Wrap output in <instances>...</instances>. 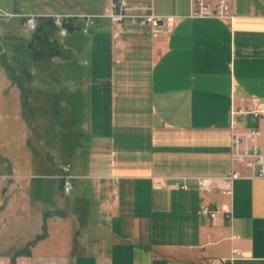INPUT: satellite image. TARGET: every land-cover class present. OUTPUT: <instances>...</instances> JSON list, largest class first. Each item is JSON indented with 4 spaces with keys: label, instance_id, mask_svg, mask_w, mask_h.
Returning <instances> with one entry per match:
<instances>
[{
    "label": "crops",
    "instance_id": "obj_1",
    "mask_svg": "<svg viewBox=\"0 0 264 264\" xmlns=\"http://www.w3.org/2000/svg\"><path fill=\"white\" fill-rule=\"evenodd\" d=\"M125 1L171 28L152 37L105 16L62 42L56 74L77 83L67 93L88 91L89 108L31 110L35 137L16 123L0 143V264H205L233 249L245 257L232 264H264V178L237 179L230 195L197 185L248 173L230 159V113L264 100V0H231V22L190 18L191 0ZM252 126L264 148V118L238 129Z\"/></svg>",
    "mask_w": 264,
    "mask_h": 264
},
{
    "label": "rangeland",
    "instance_id": "obj_2",
    "mask_svg": "<svg viewBox=\"0 0 264 264\" xmlns=\"http://www.w3.org/2000/svg\"><path fill=\"white\" fill-rule=\"evenodd\" d=\"M109 1L0 0V9L4 13L12 14L69 13L77 15L93 13L100 15L99 18H103L109 10ZM28 35L24 30L21 18L17 16L0 17V143L16 138L18 135L16 123L22 125L18 129L21 135H25L26 132L27 135L31 134L35 137L34 128L27 122L32 118L31 110H57V117H61L63 113L60 110L84 111L89 108L88 91L67 93L72 91V85H77V83L57 76L56 73L61 71V66L57 64L59 59H54L52 62L48 59L41 60V62L32 61L26 47ZM12 73L14 75H11ZM83 85L86 87V84ZM55 93H65L67 98L57 105L49 97ZM16 110L21 111L20 122H16L14 119ZM30 127L33 130H30ZM62 127L63 124L60 122L56 130ZM45 131L50 135L49 126ZM0 149L5 151L4 146H0ZM0 155L4 156L1 153ZM61 199L62 202L69 200V198H65V195H62Z\"/></svg>",
    "mask_w": 264,
    "mask_h": 264
},
{
    "label": "built area",
    "instance_id": "obj_3",
    "mask_svg": "<svg viewBox=\"0 0 264 264\" xmlns=\"http://www.w3.org/2000/svg\"><path fill=\"white\" fill-rule=\"evenodd\" d=\"M17 16L22 19L23 27L27 34L32 33L37 28L39 19H49L57 30V37L60 40L68 36V26L71 23L79 22V31L81 34H88L94 21L101 17L93 13L85 14H36V13H4L0 9V17ZM104 16L108 17L113 23H122L129 21L131 23H140L151 27V36L156 37L164 29L169 30L172 24V18L166 16H156L151 12L150 6H133L129 5L125 0H110L109 10ZM190 18H215L232 21L234 16L231 12V0H213L209 4L207 0H191V10L188 15ZM162 21L159 25L157 22ZM231 143H230V159L234 163H242L248 170L243 175L237 170H231L225 177L197 178V185L200 191L211 190L217 188L224 194L232 193V184L237 179H255L264 178V148L259 145L260 129L252 126L244 129H238L240 122L245 116H249L252 121L264 118V100L258 101L255 107L248 109L232 108L231 113ZM70 164H63L60 168L58 177L62 181V193L68 196L72 190L73 175L70 172ZM183 188H187L183 186ZM220 211L209 205L202 203L198 213L202 216L210 217L215 220ZM245 255L233 249L228 259H211L205 264H232L235 260L244 258Z\"/></svg>",
    "mask_w": 264,
    "mask_h": 264
},
{
    "label": "trees",
    "instance_id": "obj_4",
    "mask_svg": "<svg viewBox=\"0 0 264 264\" xmlns=\"http://www.w3.org/2000/svg\"><path fill=\"white\" fill-rule=\"evenodd\" d=\"M79 28V22L71 23L68 26V36L80 34ZM28 36L26 47L32 61L41 62V60L45 59L50 61L52 59L68 58L69 51L64 48V44L62 43L68 36L63 40H60L57 37L56 28L52 25V22L49 19H39L36 30ZM11 75L14 74L12 73ZM49 97L57 105L59 104L60 98L58 95H50Z\"/></svg>",
    "mask_w": 264,
    "mask_h": 264
},
{
    "label": "water",
    "instance_id": "obj_5",
    "mask_svg": "<svg viewBox=\"0 0 264 264\" xmlns=\"http://www.w3.org/2000/svg\"><path fill=\"white\" fill-rule=\"evenodd\" d=\"M159 25H162L163 24V22L162 21H158L157 22ZM57 213V212H56Z\"/></svg>",
    "mask_w": 264,
    "mask_h": 264
}]
</instances>
